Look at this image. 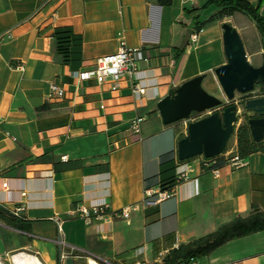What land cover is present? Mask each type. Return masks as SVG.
<instances>
[{"label":"crops","instance_id":"obj_1","mask_svg":"<svg viewBox=\"0 0 264 264\" xmlns=\"http://www.w3.org/2000/svg\"><path fill=\"white\" fill-rule=\"evenodd\" d=\"M210 1L173 0L163 8L154 0H0V264H17L24 256L41 264H79L81 252L105 262L152 264L176 246L246 217L253 205L264 210L263 153L251 155L243 168L227 164L217 175L202 173L200 160H193L184 164L192 169L191 180L177 182L171 198L143 204L146 189L173 180L178 163L164 156L177 159L186 135L178 123L163 124L157 104L201 75L203 86H219L214 72L227 63L222 25L238 31L254 67L264 62L262 37L247 14L196 31V21L220 11ZM65 28L73 36L68 61L57 50L56 32ZM121 36L128 47L144 51L148 61L140 64L141 75L157 86L140 99L128 80L113 91L110 82H79L74 76L115 54ZM51 84L63 87L65 98H51ZM139 117L145 121L134 134L130 124ZM236 146L234 135L232 152ZM102 200L112 211L134 204L137 210L128 220L86 225L77 207ZM20 206L21 216L10 217ZM191 264H264V231Z\"/></svg>","mask_w":264,"mask_h":264},{"label":"water","instance_id":"obj_2","mask_svg":"<svg viewBox=\"0 0 264 264\" xmlns=\"http://www.w3.org/2000/svg\"><path fill=\"white\" fill-rule=\"evenodd\" d=\"M222 30L227 63L214 73L224 101L204 89L206 76L201 75L183 83L157 104L165 125L191 121L194 114L211 112L188 124L187 136L178 142L180 164L224 154L241 119L249 127L252 140L264 143V96L242 100L250 94H264V62L260 67L250 63L243 41L232 25L224 23ZM66 264L76 263L69 259Z\"/></svg>","mask_w":264,"mask_h":264},{"label":"trees","instance_id":"obj_3","mask_svg":"<svg viewBox=\"0 0 264 264\" xmlns=\"http://www.w3.org/2000/svg\"><path fill=\"white\" fill-rule=\"evenodd\" d=\"M154 3L159 7L165 8L171 6L173 0H154ZM210 4H215L220 8V11L206 22L196 21L195 28L197 32H200L209 23L223 21L233 16L235 13L240 12L249 15L255 21L257 29L262 37L264 47V16L261 15L263 0H260L256 6L244 0H211ZM72 37L70 29H58L56 32L57 50L65 61H68L70 58ZM251 98H253V95L250 94L243 97L242 100ZM46 108V106H43L39 108V110H44ZM235 135L237 141L236 150L232 152L231 147H228L224 154L202 162L203 173L213 172L214 170L226 166L235 155L240 159H247L255 153L264 154V143L256 144L252 140L249 127L246 124L243 123L240 125ZM164 157L169 158V161H175L177 163L173 153H168ZM206 163L207 166L205 165ZM174 170H176V166ZM171 179H173L171 182L159 184V187L163 190L173 189L178 179L176 175ZM9 216L16 218L11 213ZM261 231H264V210H261L257 205H253L250 213L246 217H236L233 221L221 226L211 234L195 239L189 243L181 244L177 249L170 250L161 262H154L152 264H191L197 258L209 255L232 240ZM112 263L119 264L117 261H112ZM141 264L148 263L141 262Z\"/></svg>","mask_w":264,"mask_h":264},{"label":"built area","instance_id":"obj_4","mask_svg":"<svg viewBox=\"0 0 264 264\" xmlns=\"http://www.w3.org/2000/svg\"><path fill=\"white\" fill-rule=\"evenodd\" d=\"M264 1V0H263ZM6 34H9L7 32ZM2 36L0 37V41ZM198 39V35L194 34L192 36V42L195 43ZM148 61L147 57L144 54L142 49L130 48L127 46L125 39L121 36L119 49L115 54L99 57L95 60L94 66L90 70L86 71H78L74 74L75 78L79 82H87L91 80H95L99 85H103L105 83L110 82L112 84V90L117 91L119 89V83L122 80H128L131 85L132 95L136 99L143 98L147 95L149 89H156L157 86H149L144 77L140 72V64ZM17 68L21 71L24 70L23 65H18ZM50 97L56 99L65 98V90L63 87H60L56 84L50 85ZM102 108H104L102 106ZM145 121V118L139 117L133 120L130 124V129L134 134H139L141 132V125ZM201 171L203 173V168L201 163L204 162L205 158H199ZM177 166V179L178 183L186 182L191 180L190 173L192 169L189 166L184 164H180L178 158L176 159ZM229 164L234 168H243L248 165L247 159H240L238 156H234ZM207 166V163L205 164ZM214 174H218V170L213 171ZM4 188H7L8 185L4 184ZM175 193V188L163 190L160 187L148 188L145 190V198L143 200V204L146 207L154 206L161 201L167 200L171 198ZM26 194L23 193L22 197H25ZM23 206L17 207L11 211V214L15 217H20L23 212ZM137 210V205H131L119 211H112L110 209V205L106 201L94 202L93 204L87 206L85 204H80L76 213L80 219H82L86 225H91L94 221H105L108 219L114 218H122L128 220L131 212ZM59 235L62 234L61 222L59 220H55ZM58 244L63 247L65 246V242L59 239ZM179 246H176L177 249ZM19 255H23L19 254ZM141 255V254H139ZM138 255V256H139ZM167 256L161 255L164 259ZM34 258L33 256H31ZM64 258V257H63ZM80 259H86L88 264H102V260L84 252H81L78 256ZM15 257H13V260ZM15 262V260H14ZM38 264H41L40 262ZM136 264H141V262H136Z\"/></svg>","mask_w":264,"mask_h":264},{"label":"rangeland","instance_id":"obj_5","mask_svg":"<svg viewBox=\"0 0 264 264\" xmlns=\"http://www.w3.org/2000/svg\"><path fill=\"white\" fill-rule=\"evenodd\" d=\"M204 89L209 92L210 94L216 96V97H219L221 98L223 101H224V96H223V93L220 89V87L216 86V87H213V86H210L208 83L206 86H204ZM239 96V95H238ZM211 114V112H205L203 114H194L192 115L191 117V121H181V122H178V127H179V131H185L186 132V135L185 137L187 136V133H188V124L190 122H195V121H198L200 119H203L207 116H209ZM181 136H183V134L181 133ZM232 142H233V137L231 138V140L229 141V144H228V147L230 148L232 146ZM81 262L79 264H88L87 263V260L86 259H81L80 260ZM134 262L133 261H123L121 260L119 262V264H133ZM102 264H113L112 262H105V261H102Z\"/></svg>","mask_w":264,"mask_h":264},{"label":"bare ground","instance_id":"obj_6","mask_svg":"<svg viewBox=\"0 0 264 264\" xmlns=\"http://www.w3.org/2000/svg\"><path fill=\"white\" fill-rule=\"evenodd\" d=\"M18 256H20V255H18ZM15 259H16V257H15ZM37 263H38L37 261H33V259L29 256L17 258V264H37Z\"/></svg>","mask_w":264,"mask_h":264}]
</instances>
